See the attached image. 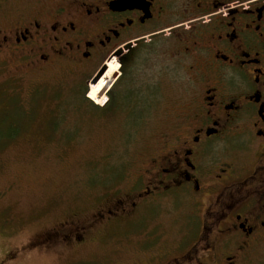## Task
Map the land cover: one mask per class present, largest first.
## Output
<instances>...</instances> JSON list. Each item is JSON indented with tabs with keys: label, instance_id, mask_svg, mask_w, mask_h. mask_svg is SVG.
Returning <instances> with one entry per match:
<instances>
[{
	"label": "flooded vegetation",
	"instance_id": "flooded-vegetation-1",
	"mask_svg": "<svg viewBox=\"0 0 264 264\" xmlns=\"http://www.w3.org/2000/svg\"><path fill=\"white\" fill-rule=\"evenodd\" d=\"M0 56L11 79L70 75L99 133L157 135L88 207L36 234L34 250L65 264H253L264 0H0Z\"/></svg>",
	"mask_w": 264,
	"mask_h": 264
},
{
	"label": "rangeland",
	"instance_id": "rangeland-1",
	"mask_svg": "<svg viewBox=\"0 0 264 264\" xmlns=\"http://www.w3.org/2000/svg\"><path fill=\"white\" fill-rule=\"evenodd\" d=\"M0 57V264H65L70 259L34 250L33 238L69 211L88 207L102 185L109 184L110 177L103 174L110 169L114 178L127 175L142 159L144 144L157 135L101 134L98 122L72 99L77 90L70 75L63 73L60 80L61 71L44 79L18 73L22 79H11L8 74L15 76V65L1 62L7 58ZM92 88L97 94L91 96V89L89 96L96 101L101 85ZM41 95V103H34ZM11 100L22 110L14 108ZM32 107L33 117L11 138L2 137L9 132L4 115L18 116ZM252 257L253 264H259L264 247Z\"/></svg>",
	"mask_w": 264,
	"mask_h": 264
},
{
	"label": "trees",
	"instance_id": "trees-1",
	"mask_svg": "<svg viewBox=\"0 0 264 264\" xmlns=\"http://www.w3.org/2000/svg\"><path fill=\"white\" fill-rule=\"evenodd\" d=\"M100 93V91H99ZM97 94L96 91H94V88H92V93H91V96ZM42 95L40 96V99L36 100L34 103H37L40 104L42 101L43 98H41ZM88 104L92 107L93 106V103H91L90 101H87ZM10 103L13 105L14 108L17 107L18 110H22L21 108H18L20 107L21 104H17L16 100H11ZM37 104V105H38ZM37 107V106H36ZM34 107H32L30 110L28 111H24L23 113H20V115L17 116V114L15 115H11L12 113H9L6 115H4V118H3V122L5 124H7L8 126V129H9V132L5 133V134H2V137H7V138H11L12 136H14L15 134V131L18 130L19 126L25 121V120H28L30 119L31 117H33L34 115ZM92 118V117H91ZM93 119V118H92ZM13 132V134H11ZM1 138V137H0ZM111 170L110 169L107 173L103 174V175H107V176H111Z\"/></svg>",
	"mask_w": 264,
	"mask_h": 264
}]
</instances>
